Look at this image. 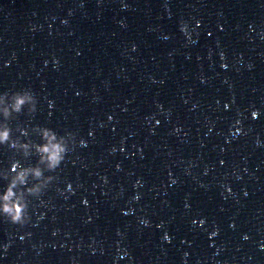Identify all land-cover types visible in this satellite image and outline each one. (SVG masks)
<instances>
[{"label": "water", "instance_id": "1", "mask_svg": "<svg viewBox=\"0 0 264 264\" xmlns=\"http://www.w3.org/2000/svg\"><path fill=\"white\" fill-rule=\"evenodd\" d=\"M125 2L0 0V91L38 101L13 134H75L0 264H264V0Z\"/></svg>", "mask_w": 264, "mask_h": 264}, {"label": "clouds", "instance_id": "2", "mask_svg": "<svg viewBox=\"0 0 264 264\" xmlns=\"http://www.w3.org/2000/svg\"><path fill=\"white\" fill-rule=\"evenodd\" d=\"M121 6L125 9L128 8L125 0H121ZM69 15H71V12ZM61 22L66 24L67 20H62ZM120 23L121 26H124L123 20ZM196 23L199 26L200 22L197 21ZM180 30L185 33L189 43H196V40L192 38V33L188 31L187 25H183ZM164 39H168V37L165 36ZM132 50H136L135 44L132 45ZM220 55L221 59H223L224 54L221 53ZM47 63L48 61H45V64ZM53 63L58 65L59 61L54 60ZM221 67L224 68L227 65L222 64ZM247 67L251 69L253 65L248 64ZM52 106L53 101L49 100L48 107L52 108ZM227 107L228 105L225 104V108ZM37 108V98L29 89L17 90L11 93L0 91V146H7L13 152L9 165L7 167L0 166V219L21 228L32 222V212L30 211L32 199H39L46 192L56 179L53 173L62 165L67 154L75 146V134L73 132L65 130L63 134H60L54 128L40 124L24 126L17 124L15 132L18 134L14 135V129L10 122L16 120L22 113L28 115L35 113ZM258 114L257 110L252 111L251 118L256 119ZM153 118L146 117L149 121ZM108 119L111 120L112 117L109 116ZM156 123L159 124L160 121L157 120ZM240 124L241 121L237 119L234 127ZM176 131L178 132L179 129L177 128ZM240 134H243L241 127H235V131L231 133L232 138ZM34 136L38 139H33ZM79 143L83 146L86 141L81 139ZM262 143L264 142L257 137L256 144L260 146ZM112 151H115V149H112ZM239 178L237 176V179ZM136 183L139 184L141 181L137 180ZM172 183L175 184L176 181L173 180ZM68 187L70 189L71 185L69 184ZM227 191L231 193V188H227ZM244 195L247 196L248 193L245 192ZM139 198V194L134 197L136 200ZM41 203H43L42 200ZM185 207L187 208L188 204H185ZM38 219H43V214ZM139 223L148 227L150 220L146 217L140 218ZM192 223L195 225L197 221L194 219ZM205 223L206 220L204 218L199 219V225H204ZM157 227H162V223L158 224ZM217 231H211L209 233L210 237L217 236ZM52 234L55 236L56 231H53ZM26 235L30 236L31 233ZM249 238L246 233L242 236L245 241ZM20 239L23 240L24 236H21ZM163 239L165 241L170 240L167 232H165ZM10 244L11 241L7 244H0V257L6 254ZM35 247L33 245V248ZM259 247L264 249V243H261ZM117 251L120 253L121 259L129 255L127 250L118 248ZM37 254L39 255V252ZM184 255L187 256V253Z\"/></svg>", "mask_w": 264, "mask_h": 264}]
</instances>
